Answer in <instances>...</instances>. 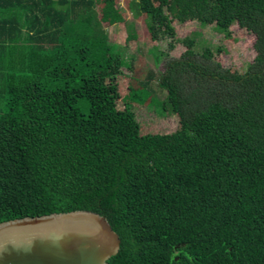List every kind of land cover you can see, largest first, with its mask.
Segmentation results:
<instances>
[{"label":"trees","instance_id":"trees-1","mask_svg":"<svg viewBox=\"0 0 264 264\" xmlns=\"http://www.w3.org/2000/svg\"><path fill=\"white\" fill-rule=\"evenodd\" d=\"M118 3L0 0V222L87 210L120 239L108 264H264V0ZM126 8L149 40L168 39L157 87L170 127L133 113L150 102L146 64L105 31ZM192 20L250 36L245 70L176 37Z\"/></svg>","mask_w":264,"mask_h":264},{"label":"water","instance_id":"water-1","mask_svg":"<svg viewBox=\"0 0 264 264\" xmlns=\"http://www.w3.org/2000/svg\"><path fill=\"white\" fill-rule=\"evenodd\" d=\"M119 244L106 218L93 211L0 222V264H108Z\"/></svg>","mask_w":264,"mask_h":264},{"label":"rangeland","instance_id":"rangeland-1","mask_svg":"<svg viewBox=\"0 0 264 264\" xmlns=\"http://www.w3.org/2000/svg\"><path fill=\"white\" fill-rule=\"evenodd\" d=\"M125 0H119L118 6L124 7ZM133 10L125 9V19L121 23H116L105 28L108 43H115L118 45L119 50L127 63L133 62L138 64L134 56H141L146 64L145 79H148L147 89L141 91V94L148 96L150 102L148 103H134L132 110L135 118L139 122L157 121L162 127H170L171 122L158 118L160 115L169 113V105L163 103L166 96V91L157 87V80L163 71V65L166 56L160 52L167 50V38H159L158 40L151 41L143 34V20L141 16L133 15ZM133 28V29H132ZM175 35L182 38L186 35H192L196 39V50H201L204 46L216 48L222 47L224 50L216 57L222 65H236L238 71L245 70L247 64L253 56L251 47L250 36L243 37L242 40H234L226 37L223 32L215 30L211 25H202L195 20L186 21L183 23H175ZM232 31L231 35L240 34V30L234 24L229 28ZM139 31L140 37L135 42V47L130 48L125 45V38L130 31ZM182 46L177 44L176 47L169 52L170 55L176 54L181 51ZM158 56V60L154 56ZM147 80V81H148ZM147 91V92H146ZM163 101V102H162ZM166 101V100H165ZM160 102V104L158 103ZM159 104V106H158ZM163 105L165 107L163 108ZM169 129V128H168Z\"/></svg>","mask_w":264,"mask_h":264}]
</instances>
